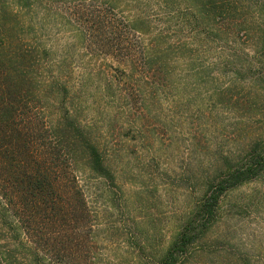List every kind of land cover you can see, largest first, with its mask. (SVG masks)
<instances>
[{"label": "rangeland", "instance_id": "374dc122", "mask_svg": "<svg viewBox=\"0 0 264 264\" xmlns=\"http://www.w3.org/2000/svg\"><path fill=\"white\" fill-rule=\"evenodd\" d=\"M14 54L110 169L77 153L87 264H264V167L203 211L264 139V0H0Z\"/></svg>", "mask_w": 264, "mask_h": 264}, {"label": "trees", "instance_id": "16d2710c", "mask_svg": "<svg viewBox=\"0 0 264 264\" xmlns=\"http://www.w3.org/2000/svg\"><path fill=\"white\" fill-rule=\"evenodd\" d=\"M19 55L0 59V264H87L82 251L84 230L91 225L85 195L73 166L79 151L86 171L110 178L96 143L69 111L54 122L32 104L29 79ZM238 170H230L213 191L203 211L210 214L219 193L264 167V139L253 145ZM185 236L177 245L184 246ZM172 255V254H171ZM170 257L161 264H171Z\"/></svg>", "mask_w": 264, "mask_h": 264}]
</instances>
